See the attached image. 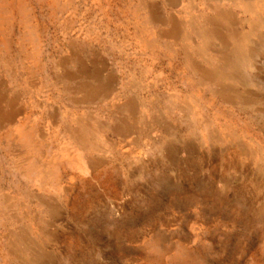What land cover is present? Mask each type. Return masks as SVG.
I'll use <instances>...</instances> for the list:
<instances>
[{
    "label": "rangeland",
    "instance_id": "obj_1",
    "mask_svg": "<svg viewBox=\"0 0 264 264\" xmlns=\"http://www.w3.org/2000/svg\"><path fill=\"white\" fill-rule=\"evenodd\" d=\"M260 1L0 0V264H264V23L238 79L195 51Z\"/></svg>",
    "mask_w": 264,
    "mask_h": 264
},
{
    "label": "bare ground",
    "instance_id": "obj_2",
    "mask_svg": "<svg viewBox=\"0 0 264 264\" xmlns=\"http://www.w3.org/2000/svg\"><path fill=\"white\" fill-rule=\"evenodd\" d=\"M245 6H246V9H251V12H253L255 14V16H257V14L255 13V10L254 9H256L257 6H258V8L259 7H264V0L260 1V3L257 2V5L256 4H249L248 3V5H245ZM255 16L253 17V18H255V20H252L253 21V28H252V30L250 32L242 33V34L238 33L237 30H230L228 33H224V32L221 31V25H222V23H224V22L227 23V18L223 14H219L214 19H209L210 22L213 23V27L211 26L209 28L208 27L206 28L204 25H201L200 26L201 27V33H202L203 41H202V44H199L198 46L195 47V51L201 53L205 57L210 56L209 58H212L213 55L211 53V50H213V49L216 50L215 47H214V44H216V42L214 40H216V39H219V41H220L219 44H220V46H222V49H223V50L221 49L222 50V55H221L220 60H222V62H224V64L222 66H220V67L212 70V71L207 70V73H206L207 76H209L212 79L215 78L216 80H220V81L235 80V79H238V78L235 77L234 71H232V69L234 68V66H237V65H239V66H245V67L248 66V65L251 66V63L254 60V57L256 56V54H257V52L259 50L257 46H255V45H253L251 43L252 36L255 35L256 31L260 27H262L263 26V23H264L261 18L258 19ZM238 35H240L239 38H238ZM261 35H263V34H261ZM262 39H263V37H262ZM233 41L234 42H237L234 47H232V42ZM239 79H241V78H239ZM102 86L103 87H106L105 85H102ZM100 89H102V88H100ZM105 89H107V88H105ZM100 92H102V90ZM13 104H15L14 101H13ZM125 106H124V108H125ZM122 112H123V110H122ZM9 114H12V113H9ZM9 114H7V115H9ZM9 116H11V115H9ZM13 116H15V115H13ZM3 125L5 126L6 124H3ZM115 130H117V129H115ZM21 134L22 133L19 130V132H18V137L19 138L21 137ZM88 134L90 135L89 128L86 127V126H80V128L75 132V135L78 138L77 142H78V144H79L80 147H78L76 149L73 148L74 143H71V144L68 143L66 145V148L67 149L65 151V156L70 157L69 164L71 166L76 167L81 172H84V171H87L88 170V164H87V162L83 158L84 157V150H85V148L87 146H90L93 143V141L91 140L90 136H88ZM91 146H93V145H91ZM72 154H74V157L72 156ZM94 162H95V160H94ZM50 166H51L52 172L50 171L51 172V174H50L51 179L48 182V184L55 185V184H57L56 181H55V178H56V172L55 171H56L57 166H56V163H54V164H52ZM25 172L30 175V173L27 171L26 168H25Z\"/></svg>",
    "mask_w": 264,
    "mask_h": 264
}]
</instances>
